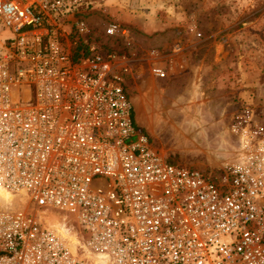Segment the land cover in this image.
<instances>
[{
    "label": "built area",
    "instance_id": "built-area-1",
    "mask_svg": "<svg viewBox=\"0 0 264 264\" xmlns=\"http://www.w3.org/2000/svg\"><path fill=\"white\" fill-rule=\"evenodd\" d=\"M80 2L0 0V192L24 201L0 207V264H264V137L244 131L221 176L168 163L128 62L73 60Z\"/></svg>",
    "mask_w": 264,
    "mask_h": 264
},
{
    "label": "rangeland",
    "instance_id": "rangeland-1",
    "mask_svg": "<svg viewBox=\"0 0 264 264\" xmlns=\"http://www.w3.org/2000/svg\"><path fill=\"white\" fill-rule=\"evenodd\" d=\"M80 3L63 40L128 62L135 125L168 163L221 176L244 131L264 137V0ZM19 198L3 209L22 210Z\"/></svg>",
    "mask_w": 264,
    "mask_h": 264
},
{
    "label": "bare ground",
    "instance_id": "bare-ground-1",
    "mask_svg": "<svg viewBox=\"0 0 264 264\" xmlns=\"http://www.w3.org/2000/svg\"><path fill=\"white\" fill-rule=\"evenodd\" d=\"M138 121V120H137ZM11 200H13V198H10V197H7V196H5L3 193H1L0 192V205L2 206V203L4 204H7V203H9ZM9 201V202H8ZM20 201H22V199L21 198H19V203H20ZM20 204H22V206H24L23 204H24V201H22V203H20ZM2 209V208H1Z\"/></svg>",
    "mask_w": 264,
    "mask_h": 264
},
{
    "label": "trees",
    "instance_id": "trees-1",
    "mask_svg": "<svg viewBox=\"0 0 264 264\" xmlns=\"http://www.w3.org/2000/svg\"><path fill=\"white\" fill-rule=\"evenodd\" d=\"M80 49H82L81 46H78L75 49H73V60L74 61H77L78 58L82 55V53H79ZM137 130L142 133V131L140 129L137 128ZM2 206L0 205L1 208H3Z\"/></svg>",
    "mask_w": 264,
    "mask_h": 264
},
{
    "label": "water",
    "instance_id": "water-1",
    "mask_svg": "<svg viewBox=\"0 0 264 264\" xmlns=\"http://www.w3.org/2000/svg\"><path fill=\"white\" fill-rule=\"evenodd\" d=\"M20 203H22V201H20Z\"/></svg>",
    "mask_w": 264,
    "mask_h": 264
}]
</instances>
